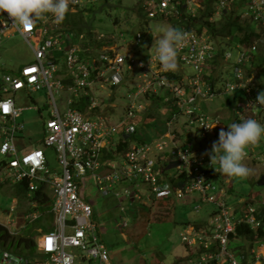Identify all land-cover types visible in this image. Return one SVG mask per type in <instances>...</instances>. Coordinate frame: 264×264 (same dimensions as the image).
<instances>
[{
	"label": "built area",
	"instance_id": "1",
	"mask_svg": "<svg viewBox=\"0 0 264 264\" xmlns=\"http://www.w3.org/2000/svg\"><path fill=\"white\" fill-rule=\"evenodd\" d=\"M180 3L194 14L199 0H146L143 9L148 17L165 18L177 15ZM79 4H83V0H70L67 12L75 13ZM233 8L241 18L255 22L259 33L264 31V0H216L214 15ZM179 30L185 37L177 55L181 70L162 72L155 52L138 56L121 51L118 45L127 39L121 32L119 36L109 32H93L91 36L76 33L63 21L56 23L50 14L47 19L37 18L32 24L19 25L6 11H0V45L6 37L18 33L29 44L34 57L15 70L0 72V189L29 178L31 189L44 182L53 194L50 202L53 222L45 232L38 227L36 256L29 259L3 248L0 264H73L76 258L111 264L93 208L79 193L81 175L88 172L95 175L104 192L123 184L122 193L116 190V195L126 197L132 204H143L145 199L152 200L155 196L167 198L193 192L198 194L195 208L199 209L202 203L214 204L208 220L191 224L180 233L181 241L190 248L186 264H264L263 239L250 244L244 238L239 246L231 247L240 239L237 226L244 223L256 228L260 225L259 206L250 201L236 204L239 207L230 204L225 198V186L214 179L217 173L214 167L218 165L215 162L211 165L210 158L186 140L179 142L172 127L181 111L187 115L186 127L190 122L202 136L213 132L218 137V131L227 128L219 115H210L201 104L220 92L243 90L246 100L237 101L236 106L242 110L237 109L235 114L254 111L256 106L263 105L258 104L255 91L246 84L253 81L248 75L260 38L246 44L225 36L232 44L223 52L214 46L213 36L206 29L199 32L181 26ZM141 37L139 33L136 38L131 37L132 45L138 46ZM219 58L227 62L224 66L231 67L223 68L219 74L220 91L218 85L211 84L217 68L213 63L218 65ZM185 65L191 71L185 73ZM228 71H233L234 75L223 80ZM242 72L247 76H242ZM136 78L143 83H134ZM130 82L133 83L127 96L131 98L125 103L122 115L117 120L100 115L98 93L106 87L115 91L120 84L127 86ZM39 89H44L49 98L42 141L56 150L58 167L53 170L48 167L42 147L26 149L25 123L20 119L24 107L16 103L19 92L34 100L32 92ZM159 90L164 93L161 104L166 103L172 109V115L164 120V128L151 132V138L130 137L138 133L137 123L141 122L138 97ZM83 103L86 111L80 109ZM109 106L115 107L114 104ZM153 121L156 120L147 119L140 124V129L150 131L146 125ZM213 121L217 123L210 130L203 125ZM115 134L119 136L114 138ZM126 138L130 140L129 145L119 152L117 145ZM250 148L245 150V159L250 156ZM12 201L18 202L15 198ZM14 208L15 205H11V210ZM35 210L29 216L36 218L39 210ZM11 212L9 210L7 216ZM0 225L9 234L13 233L8 222L0 221Z\"/></svg>",
	"mask_w": 264,
	"mask_h": 264
},
{
	"label": "rangeland",
	"instance_id": "2",
	"mask_svg": "<svg viewBox=\"0 0 264 264\" xmlns=\"http://www.w3.org/2000/svg\"><path fill=\"white\" fill-rule=\"evenodd\" d=\"M144 2L145 0H83V4H79L75 13H69H71L70 17L74 18L75 16V20L79 18L82 23L89 25L92 33L109 32L116 36H119V32L123 33L127 39L126 42L118 45L120 50L138 56H145L155 52V36L169 27H173V20L169 17H148L144 9L143 12L145 13L142 14L140 7L143 6ZM201 4V1H199L198 6H193L195 13L197 7H202ZM213 19L219 20V14H215ZM138 33L142 35L141 42L138 46H134L131 37L136 38ZM230 37L232 38V36ZM211 38L214 41V46L221 48L223 52L229 49L232 44H229L230 42L225 36L223 38ZM259 38L257 44L260 51H262L264 31H260ZM232 51L235 52L236 49L232 48ZM235 54L233 53V55ZM33 58V52L29 44L20 34L15 33L6 37L0 45V72L15 70L21 64L31 62ZM219 62L218 65L213 63L217 66L214 71L216 80L221 70L228 68L224 66L227 64L225 59L219 58ZM263 64L253 63L250 65V75L252 76H248L253 81L246 83L255 91L256 97L258 93L264 91ZM229 68L231 69V67ZM179 70H181V64L177 61L175 71L179 72ZM184 71L187 73L191 69L185 65ZM243 74L242 72V76ZM224 75L223 80H226L227 77H232L234 73L228 71ZM244 75L247 76V73ZM126 82L128 83V80ZM132 83L130 82L127 86L120 84L115 91L106 87L102 93H98L100 94L98 95V103H100L99 108L102 113L100 115L117 120L122 115L120 113H123L125 103L131 98V96H127V90ZM134 83H143V81L136 78ZM218 86L220 91V85ZM162 95H164L163 91L159 90L140 94L138 97L139 114L141 115L138 119L141 121L139 124H144L147 119L156 120L146 125L150 131L145 128L140 129L141 125L138 126L139 131L136 135L138 139L153 137L151 132L164 128V120L172 115V109L169 105L164 102V105L161 104ZM32 97L34 100L23 92H19L16 96V103L24 107L20 119L25 123L24 140L26 149L37 146L42 147L46 154L48 167L53 170L58 167L56 150L53 146L44 145L42 141L43 120L47 118L50 109L49 98L44 89L33 91ZM56 99L59 101L58 96H56ZM245 100L246 96L243 90L235 89L233 92L232 90L220 92L212 99L203 100L201 107L211 113L210 115H219L226 128L227 124L232 121L236 122V118L245 116L256 118L264 124V104L256 106L254 111L250 110L243 112V114H235L237 109H239L238 111L242 110L236 106L237 101L244 102ZM109 104H114L115 107L109 106ZM80 109L86 111L85 103L80 106ZM87 115L96 117L99 114ZM186 119L187 115H183L181 111H178V118L176 121H174L175 118L173 120L172 127L178 135L177 139H179V142L186 140L189 145L196 146L195 149L201 154L209 157L206 150L210 151L212 142L218 138L217 135L210 132L206 137L202 136L201 132L193 127L194 124L189 122V126H185ZM118 136L119 134H115L114 138ZM250 147V156L244 159V163L250 169L249 175L247 177H229L226 175L230 178L231 183H225L227 191L225 198L230 204L237 207L239 206L236 204L244 201H250L260 207L264 201V135L258 143L250 145ZM167 174L170 173L167 172ZM124 184L129 185L127 182H124ZM9 187L4 186L0 189V221L8 222L11 232H13L10 234V238H12L11 235L18 236L29 219H34V217L29 216V213L34 212L33 207L36 206V202L24 199L15 202V204L12 201V189ZM122 189L123 184H118L110 191L104 192L99 188L97 179L91 172L81 175L80 178L79 193L93 208V215L98 223L101 238L108 248L111 264H186L185 261L190 248L185 247L181 241L180 233L191 224L208 220L215 205L207 202L202 203L199 209L195 208V200L198 196L196 192L185 196L173 194L172 197L167 198L155 196L152 200L145 199L143 204L141 202L132 204L126 197L116 195V190H120V193H122ZM143 192L146 193L147 190H143ZM49 194L50 201H52L53 194L50 190ZM13 204L15 208L11 210ZM9 210L12 212L7 216ZM41 210L45 211V208H41ZM39 211L37 212L39 214L37 224L45 232L53 222V214L46 211L39 213ZM38 237L39 230L37 228V233L32 234L31 238L37 241ZM241 241L233 242L231 247L239 246ZM3 248L5 247L0 243V256ZM74 251L77 250L74 249ZM73 264H99V262L98 260L76 258Z\"/></svg>",
	"mask_w": 264,
	"mask_h": 264
},
{
	"label": "trees",
	"instance_id": "3",
	"mask_svg": "<svg viewBox=\"0 0 264 264\" xmlns=\"http://www.w3.org/2000/svg\"><path fill=\"white\" fill-rule=\"evenodd\" d=\"M199 1H201L202 7H197L195 9L196 13L194 14L189 13L186 10V7L180 3L178 5L177 15L167 16L173 20L174 28L179 29L181 26H183L185 28L195 29L199 32H201L203 29H206L207 32H209L215 38H219L221 36H232V39H235L239 42H244L246 44H251L254 38L259 37V28L256 23L252 20L241 18L239 13H237L236 8L222 10L221 14L219 15V20H217L218 18L213 19V3L216 0ZM140 10H142V14L145 13L143 12V6L140 7ZM70 14L71 13L66 12L63 23L76 33L84 32L88 36H91L92 30L90 29L89 25L82 23V20L79 18L78 20H75V16L72 18L70 17ZM253 63L260 65L264 63V45L262 51L258 49V53L254 55L253 62L251 64ZM173 75L177 76L176 74ZM219 80V78L216 80L214 77V79L211 81V84L217 86L219 84ZM139 125L140 124L137 123V126ZM136 135L137 134L135 133L130 137H135ZM129 141L130 140L127 138L124 141H119L117 150L119 152L125 151L129 145ZM29 184L30 179L24 178L19 182L8 185L7 187L10 186L9 188L12 189L13 198H16L18 202L19 200L23 201L24 199L33 200L37 204L33 208L40 210L39 213H44L45 211L51 213V198L47 184L40 182L35 189H31ZM41 208H45V211H42ZM257 217L260 219V225L256 228H251L249 225L244 223L237 226V236L240 238L237 240L238 242L239 240H242L241 242H243L244 238L248 239L250 242L260 239L264 240V204L259 207ZM38 219L39 215L34 219H29L25 227L21 230V232H19L18 236L11 235L12 238H10V234L8 233L7 229L0 225V243H2L6 249H9L14 253L24 255L29 259L34 258L36 256V241H34L31 236L32 234L37 233V228L40 227L39 224H37ZM49 228L50 226L48 229Z\"/></svg>",
	"mask_w": 264,
	"mask_h": 264
},
{
	"label": "clouds",
	"instance_id": "4",
	"mask_svg": "<svg viewBox=\"0 0 264 264\" xmlns=\"http://www.w3.org/2000/svg\"><path fill=\"white\" fill-rule=\"evenodd\" d=\"M70 0H0V11H6L19 25L32 24L37 18L47 19L48 14L56 23L63 21L69 9ZM185 37L181 30L169 27L155 36V59L162 72L175 71L178 50ZM258 104H264V91L256 97ZM217 121L203 124L207 129L215 126ZM264 135V124L254 118L239 122L232 121L227 129L218 131V138L211 144L209 155L211 165L220 174L229 177H247L250 169L244 163L246 148L258 143Z\"/></svg>",
	"mask_w": 264,
	"mask_h": 264
},
{
	"label": "crops",
	"instance_id": "5",
	"mask_svg": "<svg viewBox=\"0 0 264 264\" xmlns=\"http://www.w3.org/2000/svg\"><path fill=\"white\" fill-rule=\"evenodd\" d=\"M236 120V122H239V119L238 118H236L235 119ZM223 124V123H222ZM224 125V124H223ZM151 134H153V133H151ZM150 134V135H151ZM148 138V137H147ZM214 179L215 180H217L218 182H220V184L221 185H224L225 186V188H226V185H225V183H231V181H230V178L229 177H227L226 175H224V174H220L219 172H217L215 175H214ZM245 202V201H244ZM37 205V204H36ZM35 210V209H34ZM39 215V214H38ZM95 217V216H94ZM100 231V230H99Z\"/></svg>",
	"mask_w": 264,
	"mask_h": 264
}]
</instances>
